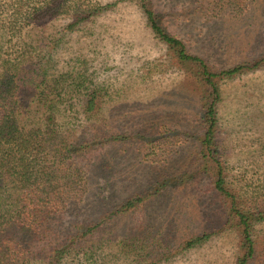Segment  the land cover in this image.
<instances>
[{"label": "rangeland", "instance_id": "1", "mask_svg": "<svg viewBox=\"0 0 264 264\" xmlns=\"http://www.w3.org/2000/svg\"><path fill=\"white\" fill-rule=\"evenodd\" d=\"M90 1L112 5L70 32L63 29L66 16L34 25L29 48L43 47L46 41L40 36H62L54 55L59 71L78 70L107 87V131H119L126 139L85 155L86 191L52 221L55 231L60 237L127 196L152 191L154 178L163 173L170 176L169 183L114 219L108 238L127 228L141 231L149 255L123 254L114 245L119 238L115 236L106 248L108 264H236L241 238L233 222L224 224L227 203L214 192L207 172L190 174L201 131L197 83L174 62L133 1ZM149 2L168 32L216 68L264 57V0ZM219 87L216 138L227 185L244 207L256 200L259 205L264 203V62L255 70L221 79ZM107 153L105 160L102 155L107 158ZM104 231L108 236L107 226ZM203 232H211L210 237L184 245ZM252 232L251 264H264V220L253 224ZM156 240L167 249L158 247Z\"/></svg>", "mask_w": 264, "mask_h": 264}, {"label": "trees", "instance_id": "2", "mask_svg": "<svg viewBox=\"0 0 264 264\" xmlns=\"http://www.w3.org/2000/svg\"><path fill=\"white\" fill-rule=\"evenodd\" d=\"M131 1L174 62L190 73L199 87L201 131L190 174L208 173L214 192L227 203L224 224L233 222L241 238L242 253L236 264H251L255 252L253 224L264 220V203L256 205V200L251 207H244L227 185L216 138L217 103L221 79L255 70L264 57L216 68L162 26L149 0ZM111 5L90 0L0 2V264H108L105 252L115 236L119 238L114 245L123 254L149 255L144 247L146 234L141 231L127 228L108 238L113 234L114 219L138 208L169 183L170 176L163 173L154 178L152 191L135 192L94 220L74 224L60 237L52 225L68 204L86 191L85 155L123 141L126 134L107 131L111 106L103 83L78 70L59 71L54 55L62 36H40L46 42L39 51H33L28 34L34 25L61 16L69 18L63 27L66 32L76 30ZM31 48L36 50V46ZM102 156L108 160V153L107 158ZM210 235H193L184 245L199 244ZM156 244L167 249L162 240Z\"/></svg>", "mask_w": 264, "mask_h": 264}]
</instances>
